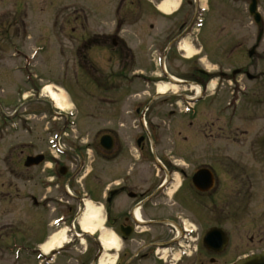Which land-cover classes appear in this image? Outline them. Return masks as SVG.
I'll use <instances>...</instances> for the list:
<instances>
[{"label": "flooded vegetation", "instance_id": "af4514ba", "mask_svg": "<svg viewBox=\"0 0 264 264\" xmlns=\"http://www.w3.org/2000/svg\"><path fill=\"white\" fill-rule=\"evenodd\" d=\"M125 1L129 18L149 11L162 16L156 9L161 0ZM182 1L167 27L165 49L170 46L169 53L177 39L193 29L199 6L205 4L212 16L223 15L230 4L251 2ZM80 16L78 28L72 32L78 31L76 63L86 75L81 79L94 84L91 93L83 92L84 98L94 101L92 112L85 115L93 124H81L78 114V123L72 127L67 114L49 101L42 100L35 108L27 107L29 100L22 103L19 98L15 108L17 139L12 162H7L18 218L13 231H8L7 193L0 189V250L7 249L12 238L27 249L30 259L45 264H233L264 252V211L245 217V201L254 195L256 174H260L234 158L197 155L196 133L199 129L206 132L200 122L205 121L206 129L214 123L200 107L210 96L193 92V85L204 90L213 79L221 84L240 83L244 77L263 80V74L250 77V67L244 65L246 58H254L253 64H258L260 46L250 56L254 45L246 49L241 33L231 37L229 45V35L222 28L219 33L213 29V45L202 37L201 30V39L194 43L198 56L192 60L191 76L179 81L188 90L130 93L125 85L124 91L112 93L98 72L100 62L92 51L104 49L107 61L116 65L109 67L110 79L128 83L132 73L123 71L128 70L125 64L132 58L130 47L118 34L91 33L88 18L84 13ZM212 46L216 49L210 51ZM174 53L178 59L184 58ZM204 62L215 71L204 67ZM117 67L121 75L114 71ZM159 81L175 82L168 75L151 78L155 86ZM202 170L207 172L200 174ZM0 176H4L3 168ZM199 176L205 179L201 183L196 181ZM4 186L2 182L0 188ZM88 204L103 221V230L93 234L81 227ZM23 214L28 215L25 222L20 219ZM104 231L116 242L109 250L102 243ZM63 232L66 242L44 253L43 246Z\"/></svg>", "mask_w": 264, "mask_h": 264}, {"label": "rangeland", "instance_id": "374dc122", "mask_svg": "<svg viewBox=\"0 0 264 264\" xmlns=\"http://www.w3.org/2000/svg\"><path fill=\"white\" fill-rule=\"evenodd\" d=\"M116 1L120 2L121 0H0V168H3L4 171V176H0V184L5 182L4 188L0 189L7 193L4 195L5 225H9L6 226V229L10 232L13 231L12 224L18 217L15 216L13 208L12 178L11 174L7 172V162L9 159L12 162V146L17 139L12 126L14 119L11 114L19 104V94L39 85L38 77L46 82L64 85L71 91L80 110V123L93 124L92 119L86 118L85 115L92 112L94 101H89L84 96L80 97L77 88L81 87L87 93H91L94 90V85L89 86L79 77L78 82L72 80L80 75L81 71L76 63L78 60L76 33L73 35L70 30L71 26L78 24L74 20V15L77 12L76 3L79 2L81 7L85 6L91 20V17L95 15L94 19L90 21L93 32L110 31L111 28H114V23L117 22L116 16L117 19L122 18L123 21H120L122 24L130 27V29L127 27V31L122 34L129 41L130 46L134 44L135 52L133 51V54H135L133 59L127 60L129 63L126 61L125 65L128 70L123 72L130 74L134 69L144 72L157 71L153 61V46L157 41L166 39L169 32L167 27L171 25V22L151 14V11L143 12L135 19L132 18L133 21L125 20V8L122 10L121 18L115 13ZM17 3H20L19 6ZM259 10L264 17V0L260 2ZM112 14L116 16H112ZM134 21L137 23L131 27L130 23ZM221 28L229 35V45L231 37L241 33L245 42L244 46L248 49L256 43L259 30L264 28V21L261 26L255 24L249 16L248 4H230L223 15H217V13L212 16L211 14L205 15L202 37L209 39L211 41L209 44L214 45L213 29L219 33ZM56 30L61 31L54 35L53 32ZM226 44L222 46L225 47ZM15 47L19 48V50H15L19 52L18 55L15 54ZM38 48L39 56L37 55V59L29 68L25 63L28 61L29 64L26 55L33 54ZM214 49L216 47L212 46L210 51ZM93 51L100 66H105L99 71L108 77L112 72L110 68H116V65L107 61L108 54L103 58L105 54L103 49H94ZM174 52L169 59L170 72L181 78L190 77L189 70L192 69L193 61L178 59ZM259 54L262 57L257 65L253 64L254 58L252 60L246 58L244 65L247 68L250 67L251 74H263L264 76V39L260 45ZM204 65L211 69L214 68L213 65L206 62ZM228 66H231L230 62H228ZM90 71L93 73V70ZM114 71L118 75L123 73L119 71L118 67ZM32 72L36 73V76H30ZM29 77H32L31 84L27 81ZM107 85L111 87L112 93L125 90L124 81L121 79L109 78ZM211 85L210 92H217L218 96L208 98L200 107H202L205 117L214 124L211 125L212 128L208 125L206 129L205 121L200 122L202 129H205L206 132L200 131L198 128L196 133L197 155L203 158L208 155L214 158H234L245 163V166H253L255 172L258 170L260 175L256 174L258 182L256 181V186H254V195L250 200L246 199L245 201V217L257 215L264 211V77L263 80L253 82L244 77L240 83L219 85L217 91L212 90ZM153 86V84L147 85V79L141 77L135 81L133 87L126 88V92H152ZM169 87L172 92L188 90L187 87L175 85H169ZM16 90L19 94L15 93ZM29 104H26L27 107L32 105L37 107V102L34 99L29 100ZM24 107L22 106L23 109ZM36 124H40V121L36 120ZM235 139L238 141H234ZM27 218V214L20 217L24 222ZM244 224L246 229L247 219L244 220ZM26 227L27 223H25ZM13 240L12 238L9 240V251H6L7 249L0 250L2 252L0 253V264H38V261H34V259L16 257L17 252L12 250H16L15 247L20 244ZM245 242L247 243V240ZM27 246L32 247V244ZM233 258L229 259V263Z\"/></svg>", "mask_w": 264, "mask_h": 264}, {"label": "bare ground", "instance_id": "6f19581e", "mask_svg": "<svg viewBox=\"0 0 264 264\" xmlns=\"http://www.w3.org/2000/svg\"><path fill=\"white\" fill-rule=\"evenodd\" d=\"M177 7V4L171 3L168 5L167 3L160 6V9H162L165 13H171L175 8ZM188 57L192 56V50L187 46L185 47ZM39 56V54H37ZM35 59H37V57ZM214 84L212 85V87ZM168 87L161 86L159 88L160 92H165ZM46 93L50 95V97L54 100L58 108L63 109L67 107V104L63 103L62 97L59 96L54 92L51 86H46L45 90ZM81 227L83 232L93 234L97 230H103V221L99 218V212L95 210L90 204L87 205V212L84 215V218L81 220ZM101 239L104 247L109 250L111 247L116 246V242H114L110 236V234L107 231H104L101 234ZM66 242V236L63 232L61 235L57 236L51 243L46 244L44 246V250L48 251L49 249L57 246L61 247Z\"/></svg>", "mask_w": 264, "mask_h": 264}, {"label": "water", "instance_id": "95a60500", "mask_svg": "<svg viewBox=\"0 0 264 264\" xmlns=\"http://www.w3.org/2000/svg\"><path fill=\"white\" fill-rule=\"evenodd\" d=\"M257 10H258V1L253 0L252 4L250 5V13H251V15H253L255 17V20L257 23H261L262 17L260 15V13H258ZM205 172H207V171L202 170V171H200V174L205 173ZM203 180H205V179H203V178H201V176H199L196 181H197V183H201V182H203ZM203 189H205V188H203ZM237 264H264V254L252 257L248 260L239 261Z\"/></svg>", "mask_w": 264, "mask_h": 264}]
</instances>
